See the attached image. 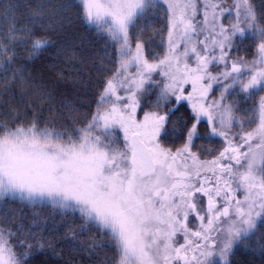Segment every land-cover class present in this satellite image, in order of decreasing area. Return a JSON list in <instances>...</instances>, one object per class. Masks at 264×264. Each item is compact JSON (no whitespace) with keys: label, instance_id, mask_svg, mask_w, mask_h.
<instances>
[{"label":"snow or ice","instance_id":"obj_1","mask_svg":"<svg viewBox=\"0 0 264 264\" xmlns=\"http://www.w3.org/2000/svg\"><path fill=\"white\" fill-rule=\"evenodd\" d=\"M0 104V264H264V0H0Z\"/></svg>","mask_w":264,"mask_h":264},{"label":"trees","instance_id":"obj_2","mask_svg":"<svg viewBox=\"0 0 264 264\" xmlns=\"http://www.w3.org/2000/svg\"><path fill=\"white\" fill-rule=\"evenodd\" d=\"M21 4H28V3H36L37 0H20ZM22 11H27L26 9L22 8ZM85 50L83 51V55H90V50L87 49V45L85 44L82 46ZM51 57L48 53H45L43 56H41L39 59H36L31 64V69L34 77L37 79V81H40L41 79L43 82L50 88H56L58 90H67L70 96H74L75 92L73 88L70 86L71 82L68 83L64 82H56L55 80V74L46 70L45 65L50 61ZM22 92L19 88H13L11 92V97H3V99H9L11 103L20 104L21 98H22ZM24 100H27L28 97L25 95L23 96ZM0 107H2V104H0ZM19 204H14L13 208H19ZM24 213L28 214L25 223L28 222L30 219V212L31 209L25 207ZM3 212V209H0V213ZM49 212V209L43 210V215L47 216ZM59 219V217H57ZM110 255V252H109ZM79 259H86V257H79ZM234 264H260L261 256L256 253L253 254L250 249H245L243 247H238L234 250V256H233ZM32 264H64V261L61 260L58 257H55L51 255V253L47 252H39L37 253L32 260Z\"/></svg>","mask_w":264,"mask_h":264}]
</instances>
